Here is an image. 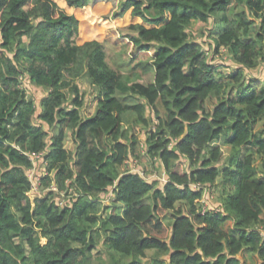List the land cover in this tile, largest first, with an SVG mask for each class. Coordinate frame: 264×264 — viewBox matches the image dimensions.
I'll return each mask as SVG.
<instances>
[{
    "label": "trees",
    "instance_id": "16d2710c",
    "mask_svg": "<svg viewBox=\"0 0 264 264\" xmlns=\"http://www.w3.org/2000/svg\"><path fill=\"white\" fill-rule=\"evenodd\" d=\"M74 11L54 0H0V264H91L100 241L110 264H142L148 250L152 264H241L242 253L264 264V77L245 71L264 61V0H123L113 16L138 19L126 37L152 52L136 63L153 73L147 84L110 68L101 41L78 43ZM210 19L213 52L225 48L236 64L228 72L188 35ZM81 76L98 92L87 117L70 81ZM32 87L45 91L38 102L27 96ZM157 105L145 152L164 168L161 187L123 168L139 144L123 123L146 125V107ZM221 139L232 149L227 165H218ZM36 153L41 184L32 191ZM218 178L219 207L203 210Z\"/></svg>",
    "mask_w": 264,
    "mask_h": 264
},
{
    "label": "rangeland",
    "instance_id": "374dc122",
    "mask_svg": "<svg viewBox=\"0 0 264 264\" xmlns=\"http://www.w3.org/2000/svg\"><path fill=\"white\" fill-rule=\"evenodd\" d=\"M59 7L66 9L71 12L73 9L69 10L65 6V0H54ZM123 0H100L96 4L87 6L83 10H75V14L78 16L81 21L80 33L77 38V42H83L90 38H95L103 43L104 50L106 53V62L110 68L122 73L129 81H139L143 84H147L153 81V73L148 72L144 73L140 66H137L138 61H146L150 58L152 52L141 53L138 50H135V47L130 41V38H127L126 35L131 33L128 28V25L138 21V19L130 16V13L127 12L121 18H115L113 13L117 11L119 4ZM215 24V19H210L207 23L193 22L191 27L188 29V35L191 40L199 42L203 50H207L209 54L210 61H213L216 65L223 67L225 72L236 67V64L233 63L229 57V54L225 48H221L220 52L214 53L212 49L211 39L208 36L209 29H212ZM213 55V58H211ZM248 75L253 77L263 78L264 77V61H260L258 65L249 70H245ZM64 77L69 79L70 77L64 73ZM72 83L75 82L79 87L80 93L83 95L84 105L81 109L82 116L87 117L93 114L96 108L97 102V88L88 81L84 76H81L76 79L70 80ZM32 90H27V96L32 97L36 102L45 95V91L42 88H31ZM63 91L66 95H69L68 87H65ZM136 100L134 99V102ZM145 102L143 99L138 100ZM207 103L210 105L211 100H208ZM161 112V113H160ZM162 114L160 105H157V108L146 107L145 117L146 125L142 123L136 124L134 127L129 122L123 123V128L135 135L138 141L137 147V157L129 156L123 168L128 169L132 172H138L145 180L148 182H156L159 187L162 186L163 182L166 179L164 168L160 165L157 160L149 159L145 149V139L146 133L150 128H154L157 123L156 114ZM158 114V115H159ZM40 123V121H36ZM46 129L48 126L46 125ZM219 145L221 148V160L218 165H227L228 159L232 154V149L230 146L223 143L222 139L214 143ZM65 148L73 150V141L71 137V128H68L66 131L65 139ZM183 165L187 168L188 161L185 158H180ZM258 162V160H256ZM220 178H218V187L205 188L204 195L201 200V205L204 208L217 209L219 207L218 197L220 186ZM30 198L33 199L35 195L31 192L29 193ZM110 197V196H109ZM101 206L99 208V213L104 215L103 207L109 206L111 199H100ZM146 202H150L149 198H145ZM164 222L170 221V214H164ZM163 215V216H164ZM169 223V222H168ZM262 235L264 236V230H262ZM41 243L45 242V239L42 238ZM154 250H148L145 257L142 260V264H152ZM238 258L243 261L241 264H260L258 258L255 254L242 253L238 255ZM159 259L162 261H167V256H159ZM110 257L105 250L102 242L100 241L96 247L91 252V264H110Z\"/></svg>",
    "mask_w": 264,
    "mask_h": 264
},
{
    "label": "built area",
    "instance_id": "2783aa9c",
    "mask_svg": "<svg viewBox=\"0 0 264 264\" xmlns=\"http://www.w3.org/2000/svg\"><path fill=\"white\" fill-rule=\"evenodd\" d=\"M41 153H36V154H31L30 155V159L32 160V167L28 170V177L31 180V190L32 191H38L40 188V184H41V179H40V167L38 168V159L41 160ZM43 161V160H42ZM43 171V170H42ZM53 190L56 191V186L54 184H50L47 188H45V190ZM71 190V189H70ZM32 193V192H31ZM69 193H72V195H77V193L75 191H69ZM34 195V193H32ZM62 196H65L66 193L65 191L61 192Z\"/></svg>",
    "mask_w": 264,
    "mask_h": 264
}]
</instances>
